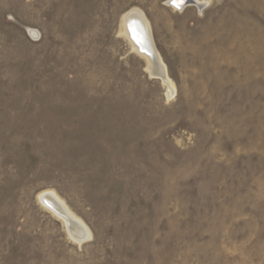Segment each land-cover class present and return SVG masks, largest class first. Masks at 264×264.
Segmentation results:
<instances>
[{
    "label": "rangeland",
    "instance_id": "rangeland-1",
    "mask_svg": "<svg viewBox=\"0 0 264 264\" xmlns=\"http://www.w3.org/2000/svg\"><path fill=\"white\" fill-rule=\"evenodd\" d=\"M168 1L0 0V264H264V0Z\"/></svg>",
    "mask_w": 264,
    "mask_h": 264
},
{
    "label": "bare ground",
    "instance_id": "bare-ground-1",
    "mask_svg": "<svg viewBox=\"0 0 264 264\" xmlns=\"http://www.w3.org/2000/svg\"><path fill=\"white\" fill-rule=\"evenodd\" d=\"M173 3V4H172ZM206 2H200L199 0H169L165 6L181 9L185 6H197L204 7ZM182 10V9H181ZM122 29L124 35L133 43L139 44V46L134 45L137 49L142 46H148L149 49L146 51L139 50L142 55H144L149 63L148 71L154 77L160 78V81L167 89L168 98L174 93V88L171 80L169 79L165 66L162 64L158 54L152 47V42L150 39V27L144 15L138 9H131L126 12L121 21ZM133 34L143 37L147 34L148 40L143 37L141 41H137ZM39 200L53 213L57 218L62 220L68 231L70 237L78 244L86 241L89 238V231L82 225V223L72 215L65 205L54 195L52 192H44L40 194Z\"/></svg>",
    "mask_w": 264,
    "mask_h": 264
},
{
    "label": "water",
    "instance_id": "water-1",
    "mask_svg": "<svg viewBox=\"0 0 264 264\" xmlns=\"http://www.w3.org/2000/svg\"><path fill=\"white\" fill-rule=\"evenodd\" d=\"M172 4H173V3H172ZM133 37H134L137 41H141V39H142L143 37H145V38L148 40V36H147V34H144L143 37H140V36H138V35H136V34H133Z\"/></svg>",
    "mask_w": 264,
    "mask_h": 264
}]
</instances>
